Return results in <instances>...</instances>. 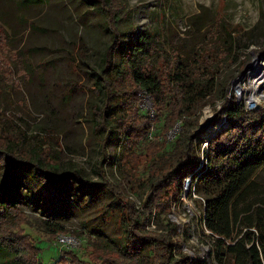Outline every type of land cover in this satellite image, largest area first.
<instances>
[{
    "label": "rangeland",
    "instance_id": "obj_1",
    "mask_svg": "<svg viewBox=\"0 0 264 264\" xmlns=\"http://www.w3.org/2000/svg\"><path fill=\"white\" fill-rule=\"evenodd\" d=\"M106 2L115 7L124 43L132 38L131 31L151 33L152 48L146 63L162 82L159 99L163 107L170 93L178 102L183 97L172 79L178 60L185 59L189 70L199 78L216 77L210 96L213 102L205 97L195 105L183 103L185 110H192L191 117L198 124L214 115L213 124L197 134L200 161L204 140L223 127L224 120L215 119L224 87L239 101L244 100L248 109L253 103L254 109L264 108V0ZM110 42L111 33L94 2L0 0V149L26 158L38 154L52 166L56 178L64 177L60 194L56 195L58 201L53 202L50 186L43 184L31 169L17 167L3 196L16 208L0 211V241L16 240V245L26 250L27 258L33 246L40 248L37 257L42 264L69 263V259L58 263L64 250L76 252L88 264L112 255L128 263L119 219L122 208L97 174L100 166L110 182L121 181V141L118 133L111 136L103 162L100 141L107 132L101 137L92 125L93 109L102 104L93 92V71L99 69ZM122 58L121 49L115 55V65L121 71ZM256 65L259 67L253 73ZM258 76L263 77L259 85L255 79ZM238 83L240 94L234 89ZM123 84L126 94L114 102L116 122L141 128L142 121L134 115L135 110L149 113L154 121L155 99L139 89L133 94L135 89L128 78ZM133 98L136 101L132 102ZM154 131L162 142L161 126ZM170 131L176 136L180 121L164 132L167 140ZM133 150L144 152L139 146ZM3 155L0 153V186L6 176ZM132 172L136 181L126 185L122 193L139 208L150 173L141 163L135 164ZM74 174L94 185L80 184ZM257 180L264 184V166ZM190 189V183L185 185L186 193L175 205L156 213L146 231L166 232L174 222L179 227L175 256L187 255L193 264H216L210 233L202 224V200L195 194L189 197ZM60 234L76 237L78 246L60 249L56 241Z\"/></svg>",
    "mask_w": 264,
    "mask_h": 264
},
{
    "label": "trees",
    "instance_id": "obj_2",
    "mask_svg": "<svg viewBox=\"0 0 264 264\" xmlns=\"http://www.w3.org/2000/svg\"><path fill=\"white\" fill-rule=\"evenodd\" d=\"M85 1L98 5L111 33V42L104 50L101 65L93 71V92L102 104L93 109L92 125L94 132L101 137L107 132L100 141L103 162L107 159L105 148L111 136L118 133L121 141L118 166L121 181L118 184L110 182L100 166L97 174L102 186L115 195L116 203L122 208L119 219L124 228V254L128 260L125 263L120 257L112 255L94 264H193L187 255L175 256V238L179 234L176 223L166 227V232L149 234L146 231L156 213L170 208L172 203L175 205L186 193L187 181L191 188L189 197L195 194L202 200V224L210 233L216 264H264V184L257 180L264 166V108L246 109L244 101L236 99L229 93L228 87H224L215 119V122L223 119V127L204 140L206 146L202 152L203 161H200L197 134L204 130L195 133L198 121L191 117L192 110L183 108V103L186 101L195 105L205 97L209 98L208 102H213L210 96L216 86V77L199 78L192 69L189 70L185 59L178 60L172 79L177 92L183 97L178 102L175 94L170 93L168 103L163 107L159 99L162 82L146 63L152 48L151 33L131 31L132 38L124 43L123 33L117 26L115 7L107 0ZM121 49L122 71L115 65V55ZM126 78L135 89L133 94L139 89L156 101L154 121L149 113L134 111V115L142 121L141 128L116 122L114 102L126 94L123 84ZM133 101L136 99L133 98ZM162 115H165L163 120ZM178 121L179 133L170 141L165 139L164 132ZM160 126L164 131L160 136L162 142L154 134V129H160ZM137 146L144 152L136 153L133 149ZM0 153L4 154L6 165V176L0 186V211L16 208L4 201L3 196L8 192V185L12 184L17 167L31 169L43 184L54 191L49 193L52 201H58L56 195L60 194L64 177L56 178L52 166L47 165L41 156H12L1 149ZM140 163L147 167L150 178L145 184L146 196L138 208L122 192L126 185L136 181L132 169ZM74 176L80 184L94 185L77 174ZM15 241L5 238L0 241V264H42L37 257L40 248L33 246L31 257L27 258L24 255L26 250L19 248ZM67 259L69 263L66 264H88L76 252L61 251L58 263Z\"/></svg>",
    "mask_w": 264,
    "mask_h": 264
},
{
    "label": "built area",
    "instance_id": "obj_3",
    "mask_svg": "<svg viewBox=\"0 0 264 264\" xmlns=\"http://www.w3.org/2000/svg\"><path fill=\"white\" fill-rule=\"evenodd\" d=\"M234 89H236V92H238V94H240V92L242 90V89L240 90V84L239 83L234 87ZM244 104H245V101H244ZM255 106H256V104L253 103L252 107H250L249 110L254 109ZM245 108L248 109L246 107V104H245ZM174 137H175V132L174 131H170L167 134L168 140H172ZM56 241H57L58 246H60V249H63V248H67V249L71 248V249H73L75 246H78V244H79V240L76 237L71 236V235H67V234L58 235L56 237Z\"/></svg>",
    "mask_w": 264,
    "mask_h": 264
},
{
    "label": "water",
    "instance_id": "obj_4",
    "mask_svg": "<svg viewBox=\"0 0 264 264\" xmlns=\"http://www.w3.org/2000/svg\"><path fill=\"white\" fill-rule=\"evenodd\" d=\"M213 122H214L213 118H211L207 121H204V122H202V121L199 122L198 127L195 130V133L208 129L213 124ZM186 185L188 186L189 182H186Z\"/></svg>",
    "mask_w": 264,
    "mask_h": 264
},
{
    "label": "bare ground",
    "instance_id": "obj_5",
    "mask_svg": "<svg viewBox=\"0 0 264 264\" xmlns=\"http://www.w3.org/2000/svg\"><path fill=\"white\" fill-rule=\"evenodd\" d=\"M258 67H259V66H257V65L254 66V68H253V73L257 71ZM261 72H262V71H261ZM261 72H260V73H261ZM261 74H263V73H261ZM255 79L257 80V83H258V85H259V82L262 81L263 77L259 79V76H258V77L255 78ZM253 85H254V82L252 81V86H253ZM213 117H214V115H212V116H207V117H205V120H204V121H207V120H209V119H211V118H213Z\"/></svg>",
    "mask_w": 264,
    "mask_h": 264
}]
</instances>
